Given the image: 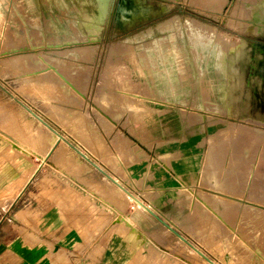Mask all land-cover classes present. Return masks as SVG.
Segmentation results:
<instances>
[{
    "label": "rangeland",
    "instance_id": "1",
    "mask_svg": "<svg viewBox=\"0 0 264 264\" xmlns=\"http://www.w3.org/2000/svg\"><path fill=\"white\" fill-rule=\"evenodd\" d=\"M114 3L0 0L12 222L84 215L65 264H264V0Z\"/></svg>",
    "mask_w": 264,
    "mask_h": 264
},
{
    "label": "crops",
    "instance_id": "2",
    "mask_svg": "<svg viewBox=\"0 0 264 264\" xmlns=\"http://www.w3.org/2000/svg\"><path fill=\"white\" fill-rule=\"evenodd\" d=\"M10 158L0 154V210L4 211L0 217V264H65L74 260L78 246L89 247L91 241L85 216L49 205L42 197L25 214L22 212L28 207L20 206L13 223L11 212L22 205V195L21 190L13 191Z\"/></svg>",
    "mask_w": 264,
    "mask_h": 264
},
{
    "label": "bare ground",
    "instance_id": "3",
    "mask_svg": "<svg viewBox=\"0 0 264 264\" xmlns=\"http://www.w3.org/2000/svg\"><path fill=\"white\" fill-rule=\"evenodd\" d=\"M142 60V59H141ZM147 64V63H146ZM144 65V64H143ZM148 66V65H147ZM136 69V68H135ZM148 69V68H147ZM149 72V71H148ZM147 77V76H146ZM155 80V79H154ZM212 85V84H211ZM214 88V87H213ZM214 92V91H213Z\"/></svg>",
    "mask_w": 264,
    "mask_h": 264
},
{
    "label": "flooded vegetation",
    "instance_id": "4",
    "mask_svg": "<svg viewBox=\"0 0 264 264\" xmlns=\"http://www.w3.org/2000/svg\"><path fill=\"white\" fill-rule=\"evenodd\" d=\"M114 4L117 5V0H115V3Z\"/></svg>",
    "mask_w": 264,
    "mask_h": 264
},
{
    "label": "water",
    "instance_id": "5",
    "mask_svg": "<svg viewBox=\"0 0 264 264\" xmlns=\"http://www.w3.org/2000/svg\"><path fill=\"white\" fill-rule=\"evenodd\" d=\"M131 222H133L131 219H130Z\"/></svg>",
    "mask_w": 264,
    "mask_h": 264
}]
</instances>
